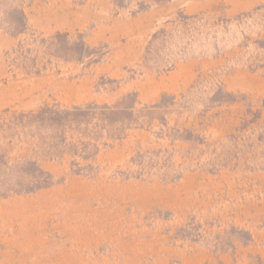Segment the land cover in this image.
I'll use <instances>...</instances> for the list:
<instances>
[{"label":"rangeland","instance_id":"1","mask_svg":"<svg viewBox=\"0 0 264 264\" xmlns=\"http://www.w3.org/2000/svg\"><path fill=\"white\" fill-rule=\"evenodd\" d=\"M0 264H264V0H0Z\"/></svg>","mask_w":264,"mask_h":264}]
</instances>
